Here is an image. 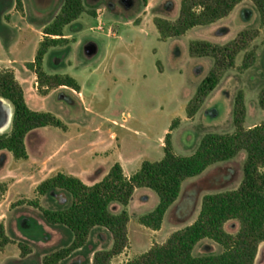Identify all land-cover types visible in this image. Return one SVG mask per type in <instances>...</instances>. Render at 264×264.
I'll use <instances>...</instances> for the list:
<instances>
[{
  "label": "rangeland",
  "instance_id": "1",
  "mask_svg": "<svg viewBox=\"0 0 264 264\" xmlns=\"http://www.w3.org/2000/svg\"><path fill=\"white\" fill-rule=\"evenodd\" d=\"M86 1L89 6L95 4L92 0ZM103 2L101 0L96 8H92L100 9L102 23L88 22L92 20V9L87 10L85 17L88 20L83 23L87 24L86 28L93 29L87 30L86 34L105 30L104 22L111 26L112 33L117 34L121 25L135 28L131 32H121L123 40L118 48L112 50L110 59L98 66L103 75L94 69L93 61L88 64L82 59L80 63L87 64L78 63L79 67L67 69L84 84L91 114L83 112L78 97L67 90H58L46 100H40L39 95L53 90H47V86L41 84L29 62L34 61L41 42L49 39L46 29L58 17L64 0H55L54 7L44 12H39L31 0L20 3L0 0V69L11 71L20 84V80L25 79L24 86L21 85L32 109L49 110L69 126L68 131L47 126L29 133L28 160L15 159L7 150L0 151V225L8 238V242L0 247V264H44L46 257L64 248L65 241L71 240L64 230L46 228L42 211L30 204L37 197L36 186L51 171L65 164L61 158L65 140L70 141L67 148L84 151L115 147L114 158L123 161L129 171L139 160H158L163 156L165 137L174 120L171 139L180 155L192 154L208 132H233L238 110L243 126L264 123V106L260 99L264 89V26L260 24L252 0H242L229 15L212 24L195 26L181 36L165 39L155 25V18L176 22L183 0H147V3L118 0L119 10L113 12L107 10ZM100 25L102 27L98 28ZM75 29L76 26L69 28L72 32ZM245 31L242 36L241 32ZM196 40L221 46L238 40V45L243 47L231 67H225V63L220 67V83L203 101L196 99L197 89L213 69L215 60L192 55L190 43ZM72 43L73 38H67L53 46L54 52L45 64L43 60L42 70L49 75H65L52 74L64 70L67 65H57L53 56L65 53L74 60L79 58L80 51ZM245 60L250 66L242 69ZM86 66L93 71L86 70ZM239 93L244 99L242 117V107L236 102ZM37 100L41 102L37 103ZM245 158L246 154L241 152L234 159L214 164L200 176L187 180L157 231L142 225L139 218L157 205L158 195L148 188L138 190L128 209V246L114 256L112 262L132 259L155 243L164 242L172 232L191 224L198 217L205 194L239 187ZM66 202L62 193L40 198L41 205L47 209H57ZM114 210L118 211L119 206ZM33 222L38 225L34 227ZM239 226L237 220L225 224L231 233H236ZM47 229L53 230L52 236ZM112 242L105 230L95 228L83 248L72 251L56 264H86L93 257V250L110 248ZM221 250L214 242L204 240L196 247L195 254ZM255 264H264V242L259 246Z\"/></svg>",
  "mask_w": 264,
  "mask_h": 264
},
{
  "label": "trees",
  "instance_id": "2",
  "mask_svg": "<svg viewBox=\"0 0 264 264\" xmlns=\"http://www.w3.org/2000/svg\"><path fill=\"white\" fill-rule=\"evenodd\" d=\"M143 1L147 3V0ZM241 1L183 0L176 22L157 17L155 25L164 39L181 36L195 26L212 24L229 15ZM252 1L260 24L264 26V0ZM86 12L83 0H64L58 17L46 29L49 39L41 42L31 66L47 90L61 86L80 90L75 78L68 74L49 75L42 70V64L49 48L65 39L63 27ZM245 34L246 31L241 32L242 36ZM242 48L238 40L224 46L207 40L190 43L193 56H209L215 60L213 69L198 86V101H203L218 87L221 80L218 70L224 63L225 67H231ZM249 66L245 60L242 69ZM0 97L11 104L13 112L9 129L0 134V151H9L15 159L29 158L27 137L32 131L47 126L67 128L54 113L35 110L28 105L24 89L11 71L0 69ZM260 99L264 106V89ZM243 100V94L239 93L236 102L242 107L241 117L244 114ZM239 112L234 119L236 127L233 132L204 134L190 155H180L173 147L171 131L175 129L174 120L165 137L164 156L155 161L144 160L130 176L125 175L122 165L116 162L100 181L93 184L63 172L41 181L35 189L37 197L30 204L42 211L49 227L64 230L71 237L69 242L65 241L64 248L46 257L44 264H56L72 251L83 248L95 228L106 229L113 242L110 248L93 250V257L86 264H113L112 258L121 254L129 243L128 206L137 189L148 188L158 195L157 205L142 214L139 221L147 228L159 230L187 180L200 176L214 164L234 159L241 152L246 158L239 187L205 194L198 217L191 224L172 232L164 242L155 243L147 251L119 264H255L259 246L264 242V123L245 127ZM60 193L66 196L67 202L58 205L57 209L41 205V197ZM117 205L121 206L119 211L114 210ZM230 220H237L240 224L236 233L225 228ZM0 238L2 247L8 242L3 225H0ZM204 240L214 242L222 250L195 254L196 247ZM22 252L26 254V251Z\"/></svg>",
  "mask_w": 264,
  "mask_h": 264
},
{
  "label": "crops",
  "instance_id": "3",
  "mask_svg": "<svg viewBox=\"0 0 264 264\" xmlns=\"http://www.w3.org/2000/svg\"><path fill=\"white\" fill-rule=\"evenodd\" d=\"M31 1H32L33 5L38 9L39 12H44L46 9H48L50 7H54L53 5H55V0H31ZM100 1L101 0H92L91 3H95V4H91L92 6H89L87 1L83 0L84 5H85L87 10L89 8H91V9L96 8L98 6L97 3H99ZM104 1L105 2H103V5L107 7V10H109L111 12H113L117 9L119 10V7L117 5L118 0H104ZM99 10L100 9H98V8L96 9V11H95V9H92V11H93L92 20L86 19V17H85L86 13H83L77 20H75L72 23L67 24L63 27V38H65V39L73 38L72 46L75 48H78L80 51L81 56L79 58L77 57L75 59L77 61L75 62L73 57L71 58L69 56H66L65 53L63 54V56L57 55V53H55L53 56L57 65H62V66H64L65 64H67V65H66V68H64V70H62V71L56 70V71L52 72V74L53 73H63V74H68V75L72 76L79 83L80 90L77 91V90L70 88V87H67V86H61L57 89H53V91L48 93V94L39 95L40 100L41 99L46 100L53 92H56L58 90H67L70 93H72L73 95H76L78 97L79 103H80V106H81V109L83 110V112H88V113L92 114V112L90 111L89 106L87 104L86 95L83 91L84 90V84L81 82L80 78H78L75 75H72L71 73L67 72L68 71L67 69H70L73 67H75V68L79 67L78 63H80V59H82L85 62H88V64L92 63L91 61H93V67H95L94 69L98 70V72H100V74L103 75L104 73L102 71H100V69H98V66L102 65L103 61H107L108 59H110V57L112 55V50L114 48L115 49L118 48V46L120 45V42L123 40L121 32L123 30L131 32L135 28V27H128L126 25H121L122 29L118 30V32H120V33L117 34L115 32L112 33L111 26L107 25V23L104 22V26H106L105 30L100 31V32L94 31V32H92L93 34H91V35L86 34V32L93 29V27L86 28L87 24H85L83 22H86L88 20V22L95 23L96 25L102 23ZM71 26H76V29L73 30V32L69 30V28ZM96 27H98V26H96ZM100 27H102V26L100 25L98 28H100ZM52 37H58V36L52 35ZM54 47L51 48L47 52V54L45 55L44 64L48 60V56H50V53L54 50ZM114 54H115V52H114ZM29 62H33V60H31ZM85 62L80 63V65L87 64ZM58 67H60V66H58ZM85 69L88 71H93L92 68H90L89 66H86ZM24 81H25L24 78H22L20 80V82L23 86H24V83H23ZM40 102L41 101L37 100V103H40ZM35 110H37V109H35ZM41 111H49V110H41ZM64 124L67 127L66 130H64V131H68L69 126L65 122H64ZM98 125L100 126V124H98ZM45 128L46 127L38 128V129H45ZM38 129H36V130H38ZM165 133H167V129H166ZM100 139H102V138H100ZM69 142L70 141H68V140L64 141L63 151L61 154V158H63V160L65 161V164L62 167L56 168L53 171H51V173L48 175V177H50V176H52L58 172H63L66 174L77 176L87 184H93L95 182L100 181L109 172L110 168L116 162H119L122 165L125 175L130 176L131 174H133L135 171H137L140 168L142 162L144 161V160H139L138 164H134L133 170L127 171L123 161H121L119 158L118 159L114 158L115 147L112 148L111 146H103V147L92 148L90 150L84 151L80 148H67V145L69 144ZM162 142H163V137H161V145H163ZM108 151H109V153H107ZM163 156H164V154H163ZM162 157H160L159 159H161ZM152 161H155V160H152ZM130 162H131L130 159H128V164H129L128 166H130ZM48 177H46V178H48ZM45 179H43V180H45ZM140 189H137L136 192ZM131 202H132V199H131ZM130 203H129L128 209L130 208ZM117 206H119V210H120L121 206L120 205H117ZM45 227L51 228L48 225ZM102 229L105 230L106 233H108L106 229H104V228H102ZM47 230L49 231L50 229H47ZM154 231H157V230H154ZM49 232H50L49 234L52 236L53 230H51ZM116 264H119V263H116Z\"/></svg>",
  "mask_w": 264,
  "mask_h": 264
},
{
  "label": "bare ground",
  "instance_id": "4",
  "mask_svg": "<svg viewBox=\"0 0 264 264\" xmlns=\"http://www.w3.org/2000/svg\"><path fill=\"white\" fill-rule=\"evenodd\" d=\"M0 109L4 110L6 113H8L9 109H10V104L6 99H3L0 97ZM11 119L12 117L10 116V114L8 115L7 118H0V132L2 133L5 128L11 124Z\"/></svg>",
  "mask_w": 264,
  "mask_h": 264
},
{
  "label": "water",
  "instance_id": "5",
  "mask_svg": "<svg viewBox=\"0 0 264 264\" xmlns=\"http://www.w3.org/2000/svg\"><path fill=\"white\" fill-rule=\"evenodd\" d=\"M2 98V97H1ZM4 99V98H3ZM10 114V116L12 117V114H13V112H12V106L10 105V109H9V111H8V113H6L4 110H1L0 109V118H7L8 117V115Z\"/></svg>",
  "mask_w": 264,
  "mask_h": 264
},
{
  "label": "flooded vegetation",
  "instance_id": "6",
  "mask_svg": "<svg viewBox=\"0 0 264 264\" xmlns=\"http://www.w3.org/2000/svg\"><path fill=\"white\" fill-rule=\"evenodd\" d=\"M9 127H10V125H8L2 133L6 132L9 129ZM0 134H1V132H0Z\"/></svg>",
  "mask_w": 264,
  "mask_h": 264
}]
</instances>
